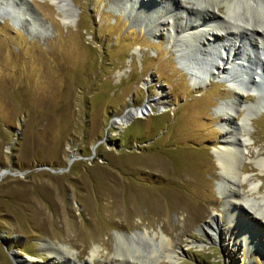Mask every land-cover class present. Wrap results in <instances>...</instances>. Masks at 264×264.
<instances>
[{"label": "rangeland", "instance_id": "obj_1", "mask_svg": "<svg viewBox=\"0 0 264 264\" xmlns=\"http://www.w3.org/2000/svg\"><path fill=\"white\" fill-rule=\"evenodd\" d=\"M70 1L76 16L67 25L51 0H0V264H27L28 255L51 264L46 246L58 249L63 264H136L117 255V235L130 236L140 260L150 261L160 240L153 233L170 237L177 253L169 261L153 257L152 264H264V247L244 245L232 260L202 228L213 214L223 224L240 215L226 204L225 187L218 190L220 104L234 123L251 114L241 124L251 138L236 129L246 142L237 149L245 175L264 195L256 166L264 158V65L247 44L239 52L249 57L242 66L223 64L220 44H233V37L220 34L219 19L209 22L206 10L225 0H158L149 13L139 9L143 0ZM236 2L237 17L264 25V0ZM174 13L185 23L208 17L203 21L218 33L217 44L190 56L210 71L230 67L241 88L217 77L201 85L206 72L193 79L184 70L181 35L175 31L172 40L161 25ZM254 79L259 93L239 97L241 107L235 92L246 93L242 87ZM161 92L165 103L153 102L146 117L116 128L118 115L149 106ZM246 217V225L264 231L261 219Z\"/></svg>", "mask_w": 264, "mask_h": 264}, {"label": "bare ground", "instance_id": "obj_2", "mask_svg": "<svg viewBox=\"0 0 264 264\" xmlns=\"http://www.w3.org/2000/svg\"><path fill=\"white\" fill-rule=\"evenodd\" d=\"M236 1L237 0H225L222 3L215 4L213 7L211 6V9L206 8L207 9L206 11L210 13L209 16H213L211 17V19L209 17V22L213 23L212 18H214V22L218 21L217 19H219L220 23H218L216 28L219 29V31H221L220 34L223 35L229 34L232 35L233 37V41H234L233 44L232 41L230 42L229 40H226L225 43L220 44L219 52L221 53L223 52L224 54H227L225 55L226 59L223 60V57H221V60H223L222 61L223 64H227V66L229 65L230 62H231L230 64H233L236 67L240 65L242 66V64H240L239 61L241 59H245L246 61L249 59L246 52H245L246 56H243V58L242 56H240L241 54L239 52L240 51L242 52V46L245 48L247 45H251V46L255 45L256 52L259 53L258 59L264 65L263 62L264 59L262 60L263 58L262 55L264 56V25L260 23L252 24L250 21H248L249 19L245 21L242 19V17L241 18L237 17L236 12L240 6L239 3ZM51 2L58 8V10L61 13H63L64 17L62 18L65 20L64 23H66L67 25L70 24L69 19L72 20V18L76 16V12L72 2L70 0H51ZM157 2L159 5L158 0H143V3L141 4L139 9L141 12L149 13L153 10L152 8L156 7ZM222 7H224L225 9H222ZM216 11H219V13H216ZM216 17L217 19H215ZM207 18L208 17L204 15V17L202 18V20L199 21V23H197V20L194 23L191 21L189 23H185L186 21L184 15L179 16L178 14L174 13L170 21H168L167 23L164 22L161 25L169 26L167 30L169 32L170 39L173 40L174 37H176L175 31H177L179 35H181L182 39L180 40L181 43L180 49L182 55L184 56L183 59L184 61H186L183 68H185L184 70L189 72V74L193 77V79H196V77L197 79H199L198 73L202 74L206 72L205 73L206 75L203 77V79L201 78L202 79L201 85H207L210 81L214 80V77H217L220 79L225 78V81L227 82L229 81L230 84L232 82L235 88L239 85V87H237L239 89L241 88V85L238 82H236L234 79L237 77L236 74L229 73V70L231 69L230 67H228L227 69V67L225 68L223 66L222 67L217 66V67H213L214 70L210 71V69L209 70L207 69V66L205 67L197 66L193 59L194 56L193 57L190 56L191 53L189 51L191 49L201 54V51H203L204 48L206 49L209 48L210 46L215 47V45L217 44V41L213 38L216 37L218 33L212 29L206 30V27H208L209 25L206 24V22L203 20ZM255 35H257L258 37H256ZM232 57L234 58V60L232 59ZM251 83L249 85H245L244 87H242L247 89L246 93L244 91L241 92V90H236L237 92H235L236 100L238 101L239 99L241 107L244 106L245 102H243L244 99H240L239 97H242L243 95L249 96L250 94L256 96L258 93L255 79ZM161 101L164 103L167 101L164 92L163 93L161 92L158 99H152L149 102H147L149 106L128 108L121 116L118 115V117H116L115 120H113L116 128L118 130H121L127 124H129V122L132 119L136 117H146L148 114L151 113L153 102L159 103ZM260 102L262 103V101ZM219 110H220L219 114L223 116L221 119L222 120L221 125L219 126L221 130V136H220L221 140H220V145L214 151V155L216 157V160L218 161V166L222 169V174L219 175L221 185L219 186L218 190L219 193H222L223 190L226 189L225 194L228 195L227 200L225 199L227 201L226 204L233 206V208L236 211H238L240 215L237 218V221L235 220L236 222L233 221L232 223L227 222V224H223L221 223V217L217 216L216 214H213L212 216H210V218L205 223V225L202 226V228L203 231L205 232V235L209 237L211 240L214 241L219 240V242H221V246L225 247L226 249L225 251L227 252V255L229 257L232 256L233 257L232 260H233L235 259L234 256L236 255V251H238V248L241 249V247L244 245H247V248L251 250H256L260 246L262 248L264 247V243H263L264 237L258 236V233L260 232L261 233L263 232L264 234V231L260 228V226L251 221H249L250 226L246 225L247 224L246 222H248L246 216L248 217L250 216V218L251 216H253V218L255 217L257 219H261L262 222H264V195H260L259 192L261 185L257 183L254 184V181L251 180L252 178H249L248 175H245L244 173L245 164L243 163L241 164L242 158L237 149L238 146L241 147L243 146L246 148V144H245L246 142L245 139L243 141V139L240 138L238 135H237L238 137L236 136L235 130L238 129L239 132L246 131V134L248 133L247 135H249V137L251 138V133L247 131L246 128L242 129L243 125H241L245 123L247 119L251 120L252 118L251 114L249 112H246L244 116L240 118L239 117L240 111H239L238 114L237 113L235 114V117L240 118L239 120L241 122L234 123L232 119L234 115L230 113V111L226 110L225 108H222L221 104L219 105ZM261 110L262 108L259 109V111ZM239 164H241L239 168L242 174H240L239 169H237L238 168L237 166ZM256 166L258 167V168L256 167L258 169V173L264 174L263 157H261L258 160V162H256ZM229 177H231L230 179L231 185L227 184ZM247 182L250 183L249 184L250 189L247 192L244 191L242 192L240 189H244L245 183ZM246 205L250 207V210L249 208L247 209L245 207ZM241 208L243 209L245 208V210L251 215L242 212V210H240ZM242 231H243V235H242ZM141 233H143L144 235H148V232L146 231ZM245 235L249 237L248 242H246ZM242 236H244L243 238L244 240L242 239ZM129 237L124 238L121 235H117V239L119 240V244L117 247L119 249V252L117 254L118 256L123 255L124 257H127V259L138 260V262L140 261L142 264H152L153 261H151V258L153 257H157V259H163L164 261L165 260L169 261V260H173L177 253V251L172 246L173 243L170 237L168 238L165 235L159 236L157 233H153V237L154 238L159 237L160 240L156 244V248L152 249L149 255H147L150 261H143L140 260V249L139 247H137L134 240L133 241L126 240ZM131 238H133V236H131ZM46 250L48 251V253L51 254V259H52L51 264H63L62 258H59V251L57 248L46 246ZM91 252L93 257L95 258V256H97L96 254L100 253V249L98 246H95L92 248ZM158 253L159 256H157ZM55 259H58V261H56ZM41 260L42 258L40 257L28 255V257L25 259V262H27V264H41L40 263ZM138 262H136V264ZM87 263L88 262L86 261H81L76 264H87Z\"/></svg>", "mask_w": 264, "mask_h": 264}]
</instances>
